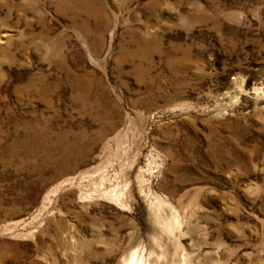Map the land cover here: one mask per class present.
<instances>
[{"label":"rangeland","instance_id":"1","mask_svg":"<svg viewBox=\"0 0 264 264\" xmlns=\"http://www.w3.org/2000/svg\"><path fill=\"white\" fill-rule=\"evenodd\" d=\"M264 264V0H0V264Z\"/></svg>","mask_w":264,"mask_h":264},{"label":"bare ground","instance_id":"2","mask_svg":"<svg viewBox=\"0 0 264 264\" xmlns=\"http://www.w3.org/2000/svg\"><path fill=\"white\" fill-rule=\"evenodd\" d=\"M128 264H130V263H128Z\"/></svg>","mask_w":264,"mask_h":264}]
</instances>
